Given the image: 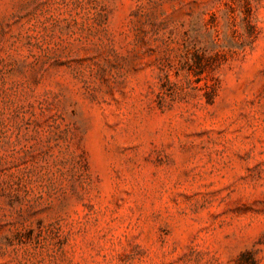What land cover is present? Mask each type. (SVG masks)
I'll return each instance as SVG.
<instances>
[{"label": "rangeland", "instance_id": "obj_1", "mask_svg": "<svg viewBox=\"0 0 264 264\" xmlns=\"http://www.w3.org/2000/svg\"><path fill=\"white\" fill-rule=\"evenodd\" d=\"M0 264H264V0H0Z\"/></svg>", "mask_w": 264, "mask_h": 264}]
</instances>
